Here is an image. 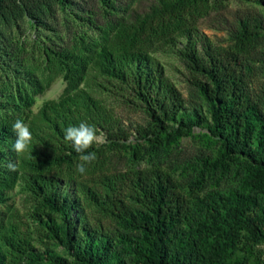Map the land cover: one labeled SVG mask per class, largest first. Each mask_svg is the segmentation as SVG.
<instances>
[{"label": "rangeland", "instance_id": "374dc122", "mask_svg": "<svg viewBox=\"0 0 264 264\" xmlns=\"http://www.w3.org/2000/svg\"><path fill=\"white\" fill-rule=\"evenodd\" d=\"M24 1L27 0H0L3 7L0 53L11 51L22 57H33H30L33 73H22L19 80L21 88L35 101L31 107L33 115L26 122L32 131V145L26 152L8 154L9 164L19 170V180L16 187L5 194V202L0 203L7 227H13L16 236L25 234L30 239L31 247L20 264H61V259L80 264L66 241L59 243L47 236L49 230L42 222L47 216L39 206V197L31 191V179H53L59 191L72 198L78 196L84 204L86 200L80 189L91 185L98 175L156 166L169 173L184 191L188 192L191 187L198 190L200 207L195 212L192 232L195 236H204L207 264H264V181L255 171L262 156L255 149L247 151L240 146H230L226 134L215 130L211 109L190 83L181 56L187 42L184 31L155 37L147 50L150 58L136 59L127 68L131 73L135 67L159 64L165 78L180 93L181 115L186 120L172 124L159 134L161 145L137 137L136 129L149 128L150 119L146 106L129 89L130 76L126 77V82H121L104 72L102 60H89L80 87L65 98L66 104H60L66 88L64 72L59 63L47 62L40 55L43 48L56 53L62 50L73 53L79 45H85L91 50L107 46L117 56L125 32L139 27L143 19L162 6L163 0H30V14L23 7ZM204 4L206 9L197 16L195 28L214 45H233L244 24L255 32L248 62L252 69L248 89L264 123V0H205ZM142 44L139 40L134 42L136 48ZM31 50L36 53L29 55ZM4 67L11 75L15 64L7 62ZM13 90L17 92L16 85ZM53 100L59 103L56 107L48 106V114L54 118L62 121L70 108L88 106L82 110L83 119L78 123H89L91 113H101L116 120V127L129 132L130 137L116 146L107 139L105 130L98 128L96 158L86 164L85 173L77 171V165L83 163L80 158L39 171L29 161L37 154L39 158V153L32 155L34 143L39 148V129H48L39 113L46 102ZM13 103V98L0 94V116L11 112L16 107ZM249 178H252L250 187L245 186ZM251 193L257 195L254 211L247 212L239 223L234 222L228 215L233 207L231 202L238 194ZM89 211L91 218L99 216ZM76 218V212L72 211L67 221L72 226ZM55 220L61 222L58 217ZM103 223L107 234L98 238V245L115 252L122 264H144L122 238L130 231L110 219Z\"/></svg>", "mask_w": 264, "mask_h": 264}, {"label": "trees", "instance_id": "16d2710c", "mask_svg": "<svg viewBox=\"0 0 264 264\" xmlns=\"http://www.w3.org/2000/svg\"><path fill=\"white\" fill-rule=\"evenodd\" d=\"M105 1V0H104ZM205 0H163L162 6L142 20L139 27L125 32L124 41L118 55L104 46L101 50L79 45L70 51L54 52L43 48L42 57L50 63H59L64 72L66 88L60 97V104L72 92L78 90L83 81V71L89 60L100 59L105 63L104 72L126 82L130 76L129 89L146 106L150 127H138L139 139L161 145L159 134L172 124L184 122L181 115L182 99L176 87L165 78L162 67L154 64L127 70L134 61L150 58L147 50L155 38L167 37L184 31L187 42L181 50V56L188 71L190 83L195 86L211 109V121L218 133L226 134L230 146H240L247 151L257 150L261 154L260 166L255 170L264 181V123L257 104L253 101L248 83L252 77L249 59L253 52L255 32L247 25L233 45L216 46L195 28L197 16L205 10ZM32 1H24L23 7L31 13ZM0 2V11H2ZM186 32V33H185ZM118 38L121 39L119 36ZM143 43L135 47L134 42ZM37 51V49H36ZM31 50L29 55H34ZM39 55V49H38ZM31 56L22 57L11 51L0 53V94L13 98L16 107L10 113L0 116V203L5 202V194L14 189L19 180V170L9 164L8 154L17 155L11 150L16 139L12 124L17 119L25 123L33 115L31 107L35 101L21 88L22 73L32 74ZM33 59V57H31ZM13 62L15 67L11 75L4 67ZM114 64V67L111 65ZM16 85L15 92L13 90ZM17 94V95H16ZM17 96V98H16ZM58 106L55 100L46 102L39 118L46 122L48 129H39L37 144L33 145L30 165L44 170L51 165L70 164L79 154L64 139V130L69 125H78L81 112L88 106H76L65 113L63 120L48 114V106ZM81 118V119H80ZM96 129L105 130L107 139L118 146L127 141L129 132L117 126V121L101 113L89 115V123ZM257 137V139H256ZM257 144V145H256ZM256 145V146H255ZM255 146V147H254ZM95 150V142L89 151ZM9 152V153H8ZM29 165V166H30ZM252 178L245 186H251ZM55 181L41 178L31 179V191L40 199L39 206L46 213L47 235L59 243L66 241L74 250L73 256L80 264H122L115 252L108 251L104 245H98L100 236L106 235L104 220L115 221L130 231L122 238L132 246L138 260L144 264H207L204 252V236H195L192 224L197 207H200L199 193L196 187L186 192L175 179L160 167L142 170H127L114 174H101L91 185L81 187L85 203L78 196L70 197L61 192ZM75 202V204H74ZM256 194H238L234 198L228 215L239 223L247 212H253L257 205ZM98 213L97 218L88 214ZM72 211L76 212V221L68 222ZM0 211V264H20L22 257L31 247L27 235L16 236L13 227H7ZM55 217L60 218L57 222ZM61 264H73L61 259Z\"/></svg>", "mask_w": 264, "mask_h": 264}, {"label": "clouds", "instance_id": "9594fccd", "mask_svg": "<svg viewBox=\"0 0 264 264\" xmlns=\"http://www.w3.org/2000/svg\"><path fill=\"white\" fill-rule=\"evenodd\" d=\"M12 130L16 139L11 145V150L15 153H23L30 149L32 145V131L23 119H17L12 124ZM64 139L70 142L73 150L79 154L83 163L77 165V171L81 174L86 172V164L95 160L96 153L89 151L96 141V129L93 125L81 122L78 125H69L64 130ZM11 166V165H10Z\"/></svg>", "mask_w": 264, "mask_h": 264}]
</instances>
